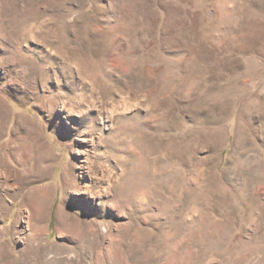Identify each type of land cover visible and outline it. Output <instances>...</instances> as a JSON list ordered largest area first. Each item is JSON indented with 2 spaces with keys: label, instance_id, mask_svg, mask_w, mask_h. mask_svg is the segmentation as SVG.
<instances>
[{
  "label": "rangeland",
  "instance_id": "rangeland-1",
  "mask_svg": "<svg viewBox=\"0 0 264 264\" xmlns=\"http://www.w3.org/2000/svg\"><path fill=\"white\" fill-rule=\"evenodd\" d=\"M0 264H264V0H0Z\"/></svg>",
  "mask_w": 264,
  "mask_h": 264
},
{
  "label": "bare ground",
  "instance_id": "bare-ground-1",
  "mask_svg": "<svg viewBox=\"0 0 264 264\" xmlns=\"http://www.w3.org/2000/svg\"><path fill=\"white\" fill-rule=\"evenodd\" d=\"M186 87V86H185ZM94 99V98H93ZM48 163V162H47ZM41 168H43V167H41ZM50 169V168H49ZM48 188V187H47ZM50 188V187H49ZM46 196V195H45ZM46 197H43V196H40L39 198H36V199H34V205L32 206V209H33V211H34V213H35V215H34V219L35 220H37V221H39L40 220V212L42 211L41 210V206H42V204L43 203H41V205L39 204V201H41V200H44ZM43 209V208H42ZM39 218V219H38ZM61 218V217H60ZM34 227V226H33ZM74 233H76V232H74ZM33 237V236H32Z\"/></svg>",
  "mask_w": 264,
  "mask_h": 264
}]
</instances>
